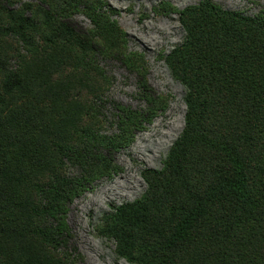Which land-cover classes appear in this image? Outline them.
<instances>
[{
  "label": "trees",
  "instance_id": "obj_1",
  "mask_svg": "<svg viewBox=\"0 0 264 264\" xmlns=\"http://www.w3.org/2000/svg\"><path fill=\"white\" fill-rule=\"evenodd\" d=\"M87 6L102 39L126 42L116 21ZM179 13L186 37L166 60L187 88L183 132L164 168L144 172L143 197L116 207L106 231L131 263L264 264V19L209 0ZM60 18L47 22L59 42L30 78L33 89L21 70L4 75L5 93L22 90L25 101L0 94V264H63L67 202L114 169L100 149L117 148L143 119L118 104L124 135L103 137L84 124L80 89L67 85L95 79L84 64L90 47ZM68 64L78 66L66 80ZM199 147L204 167L193 162ZM67 162L81 176H68Z\"/></svg>",
  "mask_w": 264,
  "mask_h": 264
},
{
  "label": "rangeland",
  "instance_id": "obj_2",
  "mask_svg": "<svg viewBox=\"0 0 264 264\" xmlns=\"http://www.w3.org/2000/svg\"><path fill=\"white\" fill-rule=\"evenodd\" d=\"M205 1L208 0H0V94L12 102L25 101L22 90L15 89L11 96L5 93L4 75L21 70L23 85L32 90L30 78L59 42L47 22L56 14L65 15L67 18H60L63 26L84 36L85 45L90 47L84 64L95 79L90 78L85 84L70 79L67 85L75 91L80 89L84 124L96 128L103 137H112L124 135L125 119L118 104L143 115L139 127L127 135V141L121 140L115 149H100L114 169L97 175L67 202V228L58 251L63 264H137L118 255L117 240L106 226L116 207L143 197L148 188L144 172L164 168L173 144L183 132L187 88L173 75L166 58L186 37L179 11ZM209 1L264 19V0ZM87 4L116 21L125 31L126 42L112 46L102 39L88 15ZM62 31L72 38L70 32ZM153 32L160 40L156 46L146 45L137 36ZM58 55L55 53V59ZM77 66H64V79L72 77ZM40 86L41 91L48 88V84ZM206 152L205 147L197 148L194 153L202 157L194 158V164L208 165ZM212 164L220 167L221 161L216 158ZM65 170L71 177L82 174L80 167L69 162Z\"/></svg>",
  "mask_w": 264,
  "mask_h": 264
},
{
  "label": "bare ground",
  "instance_id": "obj_3",
  "mask_svg": "<svg viewBox=\"0 0 264 264\" xmlns=\"http://www.w3.org/2000/svg\"><path fill=\"white\" fill-rule=\"evenodd\" d=\"M157 19V18H156ZM154 25V24H153ZM154 26H152L151 28H153ZM159 27V26H157ZM162 27V26H161ZM166 27V26H165ZM155 28V27H154ZM160 29V28H159ZM150 30V29H149ZM148 31V30H147ZM158 31V30H157ZM149 32V31H148ZM169 32V31H168ZM151 33V32H150ZM160 33V32H158ZM157 33V34H158ZM165 33L167 34V31H165ZM136 34V33H135ZM165 34V35H166ZM160 35V34H159ZM137 36H139L140 38L143 39V42L146 44V45H151V46H156L157 44H159L160 40H159V37L157 35H154V32L152 33V35H147L145 37L137 34ZM161 36V35H160ZM168 36V35H167ZM163 37V36H162ZM166 37V36H164Z\"/></svg>",
  "mask_w": 264,
  "mask_h": 264
}]
</instances>
